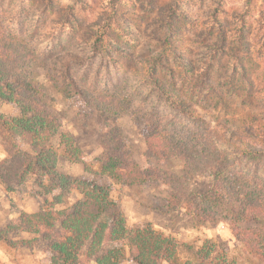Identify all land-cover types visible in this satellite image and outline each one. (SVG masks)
Returning a JSON list of instances; mask_svg holds the SVG:
<instances>
[{
  "label": "trees",
  "instance_id": "trees-1",
  "mask_svg": "<svg viewBox=\"0 0 264 264\" xmlns=\"http://www.w3.org/2000/svg\"><path fill=\"white\" fill-rule=\"evenodd\" d=\"M55 1L46 0L50 6ZM176 7L171 2L160 7L154 23L164 33L156 34L147 56L138 59L122 43L124 38L126 45L138 40L121 25L118 0H109L98 20L77 37L88 45V54L69 51L51 61L39 57L25 36H18L21 29L14 28V22H0V101L17 109L16 115L0 113V139L7 155L0 161V182L13 191L34 176L46 194L61 193L56 204L73 192L82 195L63 210L23 213L0 231V241L28 249L43 245L51 264H123L127 256L134 264H224L212 256L213 245L205 244L184 259L181 245L150 225L127 227L121 207L111 199L114 185L167 182L170 210L184 209L203 225L229 223L248 262L264 264V99L261 83L255 77L256 84L241 63V55L253 56L245 52L249 40L242 28L228 40V31L218 22L219 33L206 44L208 52L198 66L184 56L194 53L192 48L182 49L174 39ZM67 11L61 18L74 32V6ZM94 61L101 70L88 86L77 73ZM40 65L61 94L77 96L98 111L102 124L111 126L101 141L100 171H90L89 158L73 136L61 132L35 71ZM113 68L123 77L114 79ZM231 72L246 79L244 87ZM102 74L107 79L103 87ZM134 74L140 78L129 87L124 77ZM218 110L222 118H207ZM127 116L145 132L147 160L179 162L181 175L142 167L134 160L131 144L118 127ZM60 157L84 166L91 177L61 172ZM202 176L211 179V187L204 192L192 189L191 182ZM11 235L30 239L13 240Z\"/></svg>",
  "mask_w": 264,
  "mask_h": 264
},
{
  "label": "rangeland",
  "instance_id": "rangeland-1",
  "mask_svg": "<svg viewBox=\"0 0 264 264\" xmlns=\"http://www.w3.org/2000/svg\"><path fill=\"white\" fill-rule=\"evenodd\" d=\"M109 0H56L48 5L46 0H0V22L12 24L21 29L18 36L27 38L37 55L45 61L54 60L66 52L88 54L89 47L77 37L88 31L91 24L98 20L100 12L107 8ZM176 4L175 19L178 21V31L174 39L182 49L192 48L194 53L190 59L200 66L206 54L205 46L213 36L218 35V22L228 31V40L235 39L238 29L242 28L249 40L245 52L253 56L241 55V63L249 70V75L261 83L260 92L264 99V0H118L120 5L121 25L138 40L132 45L123 39L126 50L136 58L147 56V50L155 44L153 38L161 35L164 29L154 20L160 18V7L167 3ZM75 8L76 29L74 32L65 25L68 16L67 7ZM61 18V19H60ZM72 20L71 17H67ZM73 21V20H72ZM117 58L120 59L118 56ZM252 59V60H251ZM224 62L235 65V60L225 58ZM43 63V61H41ZM41 63V64H42ZM136 67V64L134 63ZM99 61H94L92 67H83L77 73L79 80L90 86L100 72ZM37 77L45 89V102L61 124L62 133H70L80 149L89 158V170L100 171L103 153L101 141L105 133L111 128L100 122V114L92 106L75 97H67L59 92L44 69L40 65L35 67ZM113 78L123 77L116 68L111 69ZM110 74V72H109ZM100 80L103 87L106 77ZM235 76L238 84L245 86L246 79ZM256 75V76H255ZM257 77V81L255 79ZM140 78L134 74L127 77V86L133 87L135 80ZM223 78V76L221 77ZM261 88V87H260ZM136 89V88H135ZM132 92H136L132 91ZM0 113L16 115L15 106L0 101ZM209 120L222 118L220 110L207 113ZM238 116V115H237ZM123 135L129 140L134 160L142 167H158L166 173L182 174V164L179 162L157 163L148 161L145 156V132L132 117L127 116L118 123ZM7 158L0 139V161ZM59 170L77 177H91V173L82 165L70 162L64 157L59 158ZM37 178L28 179L13 191H7L0 182V231L9 223L17 220L23 213L34 214L41 209L63 210L82 199V195L73 192L62 197L56 204L59 191L46 194L37 185ZM191 188L204 192L211 187V179L202 176L191 182ZM170 186L167 182H154L142 186L127 187L115 184L111 192V199L121 207L126 225L129 229L143 228L150 225L155 231L174 239L183 249L182 257L188 259L205 244L213 245L214 258L224 264H250L248 255L240 241L234 236L229 223L219 222L214 225H203L196 222L184 209L172 211L167 200ZM13 240H29L28 235H11ZM0 264H51L50 254L43 245L34 249L12 247L0 241ZM123 264H134L127 256ZM165 264V263H164Z\"/></svg>",
  "mask_w": 264,
  "mask_h": 264
}]
</instances>
